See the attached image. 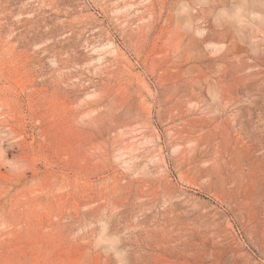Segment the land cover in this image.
Instances as JSON below:
<instances>
[{"label":"rangeland","instance_id":"1","mask_svg":"<svg viewBox=\"0 0 264 264\" xmlns=\"http://www.w3.org/2000/svg\"><path fill=\"white\" fill-rule=\"evenodd\" d=\"M0 264H264V0H0Z\"/></svg>","mask_w":264,"mask_h":264}]
</instances>
